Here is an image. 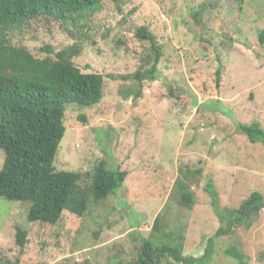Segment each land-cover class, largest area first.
<instances>
[{"label": "rangeland", "instance_id": "1", "mask_svg": "<svg viewBox=\"0 0 264 264\" xmlns=\"http://www.w3.org/2000/svg\"><path fill=\"white\" fill-rule=\"evenodd\" d=\"M141 27L164 53L157 81L132 78L152 66ZM263 30L264 0H106L76 27L49 15L10 33L11 45L39 59L52 56L48 47L78 44L75 64L106 83L100 104L67 108L55 167L80 175L68 204L42 220L34 202L0 198V264H135L143 239L161 241L158 217L164 241L183 245L194 264H264V209L215 238L231 218L223 223L206 189L212 181L226 213L264 195V143L239 132L241 124L264 129ZM5 161L0 149V171ZM100 165L128 172L116 195L91 183ZM188 169L203 170L186 183L192 209L177 188ZM18 229L28 233L24 249Z\"/></svg>", "mask_w": 264, "mask_h": 264}, {"label": "trees", "instance_id": "2", "mask_svg": "<svg viewBox=\"0 0 264 264\" xmlns=\"http://www.w3.org/2000/svg\"><path fill=\"white\" fill-rule=\"evenodd\" d=\"M106 0H0V149L6 153L4 168L0 171V198L12 202L35 203L40 217L48 220L52 210L65 207L74 192L80 175L76 172L57 171L55 161L67 133L66 112L69 105L94 107L105 97V77L99 73H84L74 62L80 47L74 44L60 52L48 47L54 57L36 58L26 48L11 45L10 33L21 30L31 21L43 16H54L76 27L84 19H91ZM242 2L244 0H241ZM73 35V32H70ZM138 38L150 41L153 57L151 68L132 76L140 82L157 81L159 65L164 53L156 37L147 27L139 28ZM264 46V30L259 36ZM222 69L217 72L218 83ZM239 132L252 143H264V129L258 125H239ZM203 170H181L177 188L180 204L192 209L196 198L187 188V180L201 175ZM98 193L116 195L128 178V172L108 170L100 165L88 175ZM212 204L223 223L230 216L228 228H221L216 237L232 232L234 223L258 217L264 209V195L252 193L241 207L226 213L219 207L215 185L206 187ZM35 208V209H36ZM33 220V219H32ZM160 242L143 239L135 264H194V258L184 256L183 245L168 244L163 238L161 218L155 222ZM214 239V238H212ZM211 239V240H212ZM17 243L24 249L28 233L18 229ZM211 253V246L207 249ZM202 263L206 264V259ZM19 260L14 264H19ZM1 264H13L3 262Z\"/></svg>", "mask_w": 264, "mask_h": 264}]
</instances>
